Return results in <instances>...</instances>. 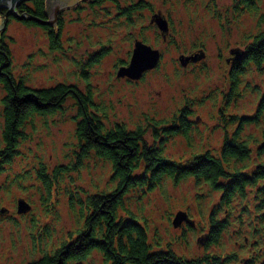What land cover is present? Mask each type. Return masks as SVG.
Returning a JSON list of instances; mask_svg holds the SVG:
<instances>
[{
    "label": "rangeland",
    "instance_id": "rangeland-1",
    "mask_svg": "<svg viewBox=\"0 0 264 264\" xmlns=\"http://www.w3.org/2000/svg\"><path fill=\"white\" fill-rule=\"evenodd\" d=\"M54 1L58 4L51 6L52 11L56 6L66 7L62 13L63 49L59 52L50 50L49 39L38 26L14 18L8 19L5 25L2 20L0 25V31L7 32L13 41L10 44L12 71L25 82L34 86L55 85L60 81L75 83L92 92L97 105L105 106L109 125L121 122L128 128L141 125L150 129L147 118L151 117L159 121L158 126L164 121L171 124L174 114L188 105L192 112L186 115L191 127L188 137L171 135L165 142L164 155L174 160L189 159L206 149L218 153L224 140L223 129L231 127L220 113L242 116L243 111H255L260 93H250L243 88L240 97L227 96L231 63L227 61L232 56L231 50L245 48L252 34L264 29V22L260 26L258 23V16L264 13V0H254L256 11H242L241 5L235 9L233 0H145L150 4L148 8L130 10L129 15L123 16V8L133 7L140 0H120L122 9L114 3L92 8L88 0ZM214 8L219 9L224 23L212 12ZM158 12L169 22L165 37L156 21L151 22ZM137 40L158 49L162 53L161 62L138 81L127 76L117 77L118 70L128 66ZM99 51L104 53L97 58L99 61H91ZM184 56L197 60L183 66L180 58ZM246 78L244 83L247 80L257 83L264 94V80L256 70ZM3 95L0 85V112ZM73 111L69 106L65 114L49 118L48 126L36 118L32 141L23 145L24 153L13 162L11 173L0 176V264H26L39 256V251L55 249L71 241L82 222L70 208L67 192L74 191L77 186L95 191L111 185L110 163L91 160L80 174L66 178L54 190L53 202L45 214L39 187L44 196L45 189L35 169L39 162L53 168L68 162L74 155L76 122L72 118ZM150 135L148 131L152 140ZM14 172L28 179L17 185ZM16 178L20 180L21 175ZM164 180L147 196L132 194L128 197L126 210H121L120 214L134 216L139 221L147 219L151 241L158 236L163 247L172 242L174 249L184 256L204 253L207 250L201 246V222L207 220L203 215H207L209 204L202 197L196 199L198 189L193 178L179 184L167 177ZM19 199L30 203V211L18 213ZM180 211L186 213V218L175 228L172 222ZM189 220L195 226H191ZM35 222L48 224L46 228L51 232L48 239L38 235L41 226L31 229ZM189 227L197 229L188 230ZM222 244L211 247L209 252L222 255L234 249L227 234ZM90 264H104L100 252L91 254Z\"/></svg>",
    "mask_w": 264,
    "mask_h": 264
},
{
    "label": "trees",
    "instance_id": "trees-1",
    "mask_svg": "<svg viewBox=\"0 0 264 264\" xmlns=\"http://www.w3.org/2000/svg\"><path fill=\"white\" fill-rule=\"evenodd\" d=\"M90 3L92 8L114 3L122 9L120 0H90ZM48 5V0H28L21 2L16 10L28 17L20 22L42 28L49 39L50 50L59 52L63 49V15L59 14L55 26L42 24L50 21L54 14ZM149 5L140 0L133 7L123 8L121 15H129L134 9L141 11ZM239 5L243 6L242 11L258 9L254 0H233V8ZM212 12L224 23L218 8ZM7 13V9H0V25ZM263 15L258 16L259 26L264 22ZM12 18L9 16L8 21ZM250 41L242 48L245 49L244 61L230 64L227 96L240 97L243 88L250 93H260L255 111H243L242 116L220 113L231 127L223 129L224 140L218 153L206 149L189 159L174 160L164 155L165 142L171 135L188 137L191 127L186 115H192L188 105L174 114L171 124L164 121L158 126L159 121L151 117L147 118L150 129L141 125L128 128L121 122L109 125L105 106L97 105L92 92L77 84L60 81L55 85L34 86L17 77L10 63L13 41L7 32L0 31V85L4 90L0 112V176L11 173L13 162L24 153L23 145L32 141L36 118L48 126L49 118L65 114L69 106L74 110L72 118L76 122L74 155L68 162L53 168L39 162L35 169L45 189L44 196L38 186L45 214L53 202L54 190L66 178L80 174L91 160L107 161L112 167L111 185L107 188L90 191L77 186L67 192L70 208L82 222L76 236L55 249L39 251L40 255L26 264H90L94 251L101 253L104 264H264V94L257 83L243 82L255 70L264 80V29L252 34ZM103 51L93 55L91 61L98 62ZM13 174L17 185L28 179L22 174ZM17 175H21L20 180ZM166 177L176 184L193 178L198 189L196 199L202 197L209 204L207 215H203L207 220L201 222L203 233L200 236L204 242L201 246L207 250L202 254L184 256L174 249L172 242L163 247L158 236L151 241L147 219L139 221L134 216L120 214L121 210H126L128 197L132 194L147 196L163 184ZM188 222L195 226L192 220ZM39 226L42 228L38 235L48 239L51 234L50 228H46L48 224L35 222L31 229ZM192 229L197 228L188 230ZM226 234L234 249L222 255L210 253L211 247L223 245Z\"/></svg>",
    "mask_w": 264,
    "mask_h": 264
},
{
    "label": "water",
    "instance_id": "water-1",
    "mask_svg": "<svg viewBox=\"0 0 264 264\" xmlns=\"http://www.w3.org/2000/svg\"><path fill=\"white\" fill-rule=\"evenodd\" d=\"M27 2L28 0H0V9H7L8 13L7 16L4 17L3 24L5 25L7 20L9 19V16H13L14 18L18 20H25L28 19L26 15H20L17 10L16 6H18L21 2ZM54 0L49 3L48 9L51 11L49 6L57 5ZM66 9V7L60 6L56 7L54 10V14L51 16L50 21H47L46 23H42L44 25L49 26H55L59 20V14L61 15L63 11ZM156 21V24L158 25V28L163 32V36L165 37L166 34L169 32V22L168 19L164 17V15L161 12H158L154 14L152 17L151 22ZM2 32V31H1ZM231 58L228 59V63L234 65L238 64L245 59V49L235 48L231 50ZM201 57H204V54L201 55ZM162 58V53L150 45L146 44L143 41L137 40L134 44V48L132 51V57L128 64V66H123L118 70L117 77H124L127 76L131 80H140L144 73L146 71H149L150 69H155L158 67L160 61ZM197 58L195 57H187L184 56L183 58H180V61L183 66H187L190 61H195ZM18 213H26L30 211L31 205L30 203H27L25 199H19L18 200V206H17ZM186 218V213L180 211L176 214L173 224L175 227H178L182 224V222ZM203 239L201 240V242Z\"/></svg>",
    "mask_w": 264,
    "mask_h": 264
},
{
    "label": "flooded vegetation",
    "instance_id": "flooded-vegetation-1",
    "mask_svg": "<svg viewBox=\"0 0 264 264\" xmlns=\"http://www.w3.org/2000/svg\"><path fill=\"white\" fill-rule=\"evenodd\" d=\"M88 1L90 2V0H88ZM48 4H49V2H48ZM56 7H57V6H56ZM56 7L54 8V10L56 9ZM49 8L52 9L50 6H49ZM54 10H53V11L51 10V11L54 12ZM61 15H62V14H61Z\"/></svg>",
    "mask_w": 264,
    "mask_h": 264
},
{
    "label": "bare ground",
    "instance_id": "bare-ground-1",
    "mask_svg": "<svg viewBox=\"0 0 264 264\" xmlns=\"http://www.w3.org/2000/svg\"><path fill=\"white\" fill-rule=\"evenodd\" d=\"M263 214V213H262ZM264 216V215H263Z\"/></svg>",
    "mask_w": 264,
    "mask_h": 264
}]
</instances>
